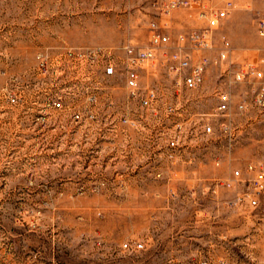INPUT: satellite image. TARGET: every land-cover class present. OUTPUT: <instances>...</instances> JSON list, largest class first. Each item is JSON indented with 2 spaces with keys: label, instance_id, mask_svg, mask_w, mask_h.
<instances>
[{
  "label": "rangeland",
  "instance_id": "rangeland-1",
  "mask_svg": "<svg viewBox=\"0 0 264 264\" xmlns=\"http://www.w3.org/2000/svg\"><path fill=\"white\" fill-rule=\"evenodd\" d=\"M235 1L230 17L215 30L217 44L226 37L234 48V62L255 60L264 66V37L256 30L253 9H264V0ZM142 2L0 0V97L5 86L22 95L32 93L28 83L39 51L121 49L128 42L147 45L149 16ZM205 24L196 10L180 8L167 30L175 39L180 32ZM219 72L211 67L207 73L198 102L203 112L217 103L211 88ZM112 80L116 84L112 93L124 106V77ZM250 88L242 84L239 93ZM14 126L9 120L0 123V264H219V258L224 264H264V194L258 207L247 202L231 206L227 201L247 190L246 185L239 184L235 192L220 187L217 195L210 190L212 179L230 177L237 167L245 170L249 162L264 161V112H257L250 125L242 121L232 152L216 145L208 152L201 147L193 164L178 162L175 169L165 160L163 169L170 181L136 178L127 182L125 191L114 187L122 183H93L82 173L86 165L78 163L73 134L51 133L55 150L46 151L38 165L45 167L49 180L28 181L21 170L31 168L24 161L29 151L12 148L18 140ZM95 185L102 186L100 194L91 192ZM171 186L179 195L170 193ZM222 219L227 223L224 243L218 238L224 229ZM193 236L204 239H190ZM128 240H143L146 248L128 252L122 248Z\"/></svg>",
  "mask_w": 264,
  "mask_h": 264
},
{
  "label": "built area",
  "instance_id": "built-area-1",
  "mask_svg": "<svg viewBox=\"0 0 264 264\" xmlns=\"http://www.w3.org/2000/svg\"><path fill=\"white\" fill-rule=\"evenodd\" d=\"M214 2L143 0L149 16L147 45L128 42L121 49L39 51L28 83L32 93L22 95L5 86L0 97V123H14L18 134L12 148L29 151L24 161L31 168L21 170L27 172L26 179L49 180L43 174L45 167L38 165L47 157L46 151L55 150L51 133L75 135L78 163L86 165L82 173L91 182L122 183L114 187L124 191L127 182L136 178L170 181L163 169L165 160L175 169L178 162L193 164L201 147L208 152L216 145L232 152L239 143L242 121L250 125L257 112H264V66L255 60L234 62V48L226 37L217 44L215 30L230 17L236 1L224 0L220 6ZM180 8L196 10L206 24L172 39L167 28ZM253 9L256 30L264 37V9ZM211 67L220 69L211 88L217 103L203 112L198 102ZM117 75L124 77V106L112 93L116 85L112 77ZM150 75L152 80H143ZM242 84L251 88L239 93ZM239 184L247 190L238 191L227 203L258 207L264 194V161L249 162L245 170L237 167L230 177L212 179L210 190L217 195L220 187ZM101 190V185H95L91 192ZM169 191L179 195L174 186ZM122 248L135 253L146 243L128 240ZM217 262L224 264L225 259Z\"/></svg>",
  "mask_w": 264,
  "mask_h": 264
},
{
  "label": "crops",
  "instance_id": "crops-1",
  "mask_svg": "<svg viewBox=\"0 0 264 264\" xmlns=\"http://www.w3.org/2000/svg\"><path fill=\"white\" fill-rule=\"evenodd\" d=\"M239 187H240V186H239ZM235 188L238 190L237 187H234V189H233L234 192L237 191ZM232 194H234V193H231V195H232ZM224 220L227 221L226 219H224ZM222 221H223V219L221 220V222H222ZM220 227H222V228H224V229H223V231L220 232L218 238H219V242H220V243H221V242L224 243L225 241H227V237H226V236H227V231L225 230V229L227 228V223L224 224V223L222 222V224L220 225ZM174 238H175V237H173V239L171 240V243H173ZM192 238H194V239H198L199 241H201L202 239H204V237H201V236H198V237H196V236L190 237V239H192ZM215 240H216V239H215ZM209 243H210V245H212V240H211ZM172 257H173V255H172ZM175 260H176V259L173 257V258H172V261H175Z\"/></svg>",
  "mask_w": 264,
  "mask_h": 264
}]
</instances>
